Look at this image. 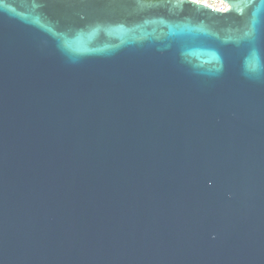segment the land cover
Listing matches in <instances>:
<instances>
[{"label": "water", "instance_id": "obj_1", "mask_svg": "<svg viewBox=\"0 0 264 264\" xmlns=\"http://www.w3.org/2000/svg\"><path fill=\"white\" fill-rule=\"evenodd\" d=\"M0 0V264H264V0Z\"/></svg>", "mask_w": 264, "mask_h": 264}, {"label": "built area", "instance_id": "obj_2", "mask_svg": "<svg viewBox=\"0 0 264 264\" xmlns=\"http://www.w3.org/2000/svg\"><path fill=\"white\" fill-rule=\"evenodd\" d=\"M196 4H200L210 10L223 13L227 10V6L220 0H189Z\"/></svg>", "mask_w": 264, "mask_h": 264}, {"label": "trees", "instance_id": "obj_3", "mask_svg": "<svg viewBox=\"0 0 264 264\" xmlns=\"http://www.w3.org/2000/svg\"><path fill=\"white\" fill-rule=\"evenodd\" d=\"M143 1H146V2H156V1H159V0H143Z\"/></svg>", "mask_w": 264, "mask_h": 264}, {"label": "flooded vegetation", "instance_id": "obj_4", "mask_svg": "<svg viewBox=\"0 0 264 264\" xmlns=\"http://www.w3.org/2000/svg\"><path fill=\"white\" fill-rule=\"evenodd\" d=\"M160 1V0H159Z\"/></svg>", "mask_w": 264, "mask_h": 264}]
</instances>
